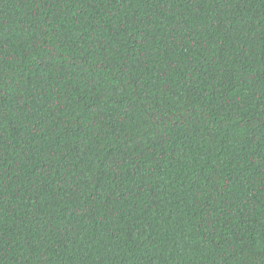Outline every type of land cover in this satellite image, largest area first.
<instances>
[{"label":"trees","instance_id":"obj_1","mask_svg":"<svg viewBox=\"0 0 264 264\" xmlns=\"http://www.w3.org/2000/svg\"><path fill=\"white\" fill-rule=\"evenodd\" d=\"M0 264H264V0H0Z\"/></svg>","mask_w":264,"mask_h":264}]
</instances>
